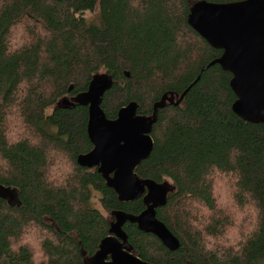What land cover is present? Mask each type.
Returning a JSON list of instances; mask_svg holds the SVG:
<instances>
[{"label": "trees", "instance_id": "16d2710c", "mask_svg": "<svg viewBox=\"0 0 264 264\" xmlns=\"http://www.w3.org/2000/svg\"><path fill=\"white\" fill-rule=\"evenodd\" d=\"M197 1L0 0V186L21 203L0 200V264H86L113 222L94 199L109 215L145 210L76 163L92 149L78 96L99 75L111 78L108 120L130 102L150 117L164 95L186 91L157 110L153 150L135 170L170 183L156 218L179 247L126 223L132 253L149 264H264V124L232 112V76L209 66L221 51L187 24Z\"/></svg>", "mask_w": 264, "mask_h": 264}, {"label": "water", "instance_id": "95a60500", "mask_svg": "<svg viewBox=\"0 0 264 264\" xmlns=\"http://www.w3.org/2000/svg\"><path fill=\"white\" fill-rule=\"evenodd\" d=\"M187 24L211 48L221 51L220 57L209 66L218 65L231 74L230 88L236 98L232 112L247 123L264 124V0L225 4L200 0L190 8ZM110 87V77L95 76L87 91L78 96L80 104L88 108L86 132L92 149L79 155L76 163L82 168H95L119 202L142 198L146 208L137 216L113 212L109 235L86 264H149L132 253L122 227L126 223L135 224L139 231L155 236L168 250L179 247L178 240L156 218V209L166 204L170 185L141 179L135 170L153 150L151 132L157 110L166 104L179 106L186 91L180 96L164 95L154 105L150 117L137 114V103L130 102L118 111L114 120H108L101 103ZM0 187L15 198L11 206L21 205L16 193Z\"/></svg>", "mask_w": 264, "mask_h": 264}, {"label": "rangeland", "instance_id": "374dc122", "mask_svg": "<svg viewBox=\"0 0 264 264\" xmlns=\"http://www.w3.org/2000/svg\"><path fill=\"white\" fill-rule=\"evenodd\" d=\"M87 18H89V19H93L92 21L93 22H95V19L94 18H91V16H89V15H87L86 16ZM50 109L49 110H47V113H50ZM168 185H170V183L169 182H166ZM218 183H219V180L217 181V183H216V185H215V190H216V194L217 193H219L220 192V190H221V186H219L218 185ZM171 187V186H170ZM226 199H227V197L222 193V191L217 195V206H219V204L221 205V206H223V207H225V204H226ZM93 205H94V207H96V208H98L100 211H101V213H103L110 221H112L113 220V216H112V214H106L102 209H101V206H100V204H99V202H98V199L96 198V199H94V202H93ZM245 218V217H244ZM243 218V219H244ZM248 220V219H247Z\"/></svg>", "mask_w": 264, "mask_h": 264}, {"label": "flooded vegetation", "instance_id": "af4514ba", "mask_svg": "<svg viewBox=\"0 0 264 264\" xmlns=\"http://www.w3.org/2000/svg\"><path fill=\"white\" fill-rule=\"evenodd\" d=\"M0 200H2L6 206L12 207L10 204L13 203V201L15 200V198L12 197V196H8V195L6 194L5 189L2 190V187H0ZM18 202H19V201H18ZM18 207H19V206H18Z\"/></svg>", "mask_w": 264, "mask_h": 264}, {"label": "bare ground", "instance_id": "6f19581e", "mask_svg": "<svg viewBox=\"0 0 264 264\" xmlns=\"http://www.w3.org/2000/svg\"><path fill=\"white\" fill-rule=\"evenodd\" d=\"M113 214V213H112Z\"/></svg>", "mask_w": 264, "mask_h": 264}]
</instances>
